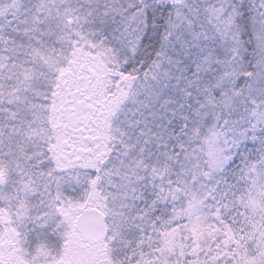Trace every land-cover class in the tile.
<instances>
[{"label":"snow or ice","instance_id":"1","mask_svg":"<svg viewBox=\"0 0 264 264\" xmlns=\"http://www.w3.org/2000/svg\"><path fill=\"white\" fill-rule=\"evenodd\" d=\"M0 264H264V0H0Z\"/></svg>","mask_w":264,"mask_h":264}]
</instances>
